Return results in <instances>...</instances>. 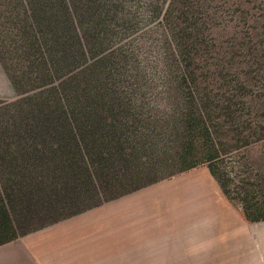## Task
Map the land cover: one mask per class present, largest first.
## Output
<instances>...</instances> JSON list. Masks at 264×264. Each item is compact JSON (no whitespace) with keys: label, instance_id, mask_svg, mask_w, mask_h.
I'll return each instance as SVG.
<instances>
[{"label":"trees","instance_id":"obj_1","mask_svg":"<svg viewBox=\"0 0 264 264\" xmlns=\"http://www.w3.org/2000/svg\"><path fill=\"white\" fill-rule=\"evenodd\" d=\"M0 69V246L203 165L264 222V178L221 170L264 143V0H0Z\"/></svg>","mask_w":264,"mask_h":264},{"label":"crops","instance_id":"obj_2","mask_svg":"<svg viewBox=\"0 0 264 264\" xmlns=\"http://www.w3.org/2000/svg\"><path fill=\"white\" fill-rule=\"evenodd\" d=\"M197 170L4 244L0 264H264V222H246Z\"/></svg>","mask_w":264,"mask_h":264},{"label":"rangeland","instance_id":"obj_3","mask_svg":"<svg viewBox=\"0 0 264 264\" xmlns=\"http://www.w3.org/2000/svg\"><path fill=\"white\" fill-rule=\"evenodd\" d=\"M141 28L143 30L139 31V34L136 33L132 35L133 37L125 40V42L128 43L129 46L131 45L136 48L133 53L137 54V58L132 59H135L139 64H146L147 66H150L156 56V51L158 52V47H160V50L163 49V39L160 35L159 29L154 25V23L146 27L141 26ZM260 88V94L262 95L264 94V72L260 74ZM16 98L17 97L14 91L10 87L7 79L0 69V99L11 101L15 100ZM243 163H247L246 168L253 177L264 178V143L253 145L247 149H242L241 151L237 152L233 157L224 161L221 170H230V168L234 166L240 168L238 171H245L247 169L240 166ZM197 168H199V170H197L195 173H191L192 176L195 175L201 177L204 175V173L208 172V169L205 165ZM189 175L190 174H188V176ZM261 191L264 192V188H262ZM232 207L235 210L241 212L239 207Z\"/></svg>","mask_w":264,"mask_h":264}]
</instances>
